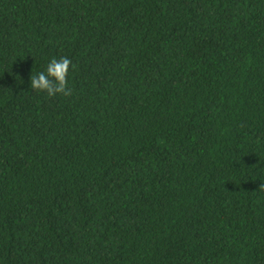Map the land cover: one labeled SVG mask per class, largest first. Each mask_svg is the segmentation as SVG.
I'll list each match as a JSON object with an SVG mask.
<instances>
[{"label": "trees", "instance_id": "16d2710c", "mask_svg": "<svg viewBox=\"0 0 264 264\" xmlns=\"http://www.w3.org/2000/svg\"><path fill=\"white\" fill-rule=\"evenodd\" d=\"M261 183L264 0H0V264H264Z\"/></svg>", "mask_w": 264, "mask_h": 264}, {"label": "clouds", "instance_id": "9594fccd", "mask_svg": "<svg viewBox=\"0 0 264 264\" xmlns=\"http://www.w3.org/2000/svg\"><path fill=\"white\" fill-rule=\"evenodd\" d=\"M71 65L72 61L67 57L52 58L45 71L30 75V87L36 92H46L49 97L57 94L71 96L73 90L68 87L67 79ZM258 190L264 191V183L259 185Z\"/></svg>", "mask_w": 264, "mask_h": 264}]
</instances>
